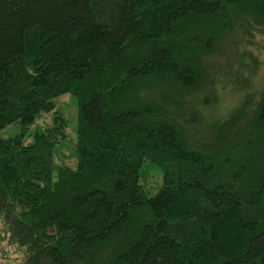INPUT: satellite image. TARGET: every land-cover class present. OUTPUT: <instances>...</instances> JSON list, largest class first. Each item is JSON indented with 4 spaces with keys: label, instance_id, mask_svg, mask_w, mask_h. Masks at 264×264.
Segmentation results:
<instances>
[{
    "label": "trees",
    "instance_id": "obj_1",
    "mask_svg": "<svg viewBox=\"0 0 264 264\" xmlns=\"http://www.w3.org/2000/svg\"><path fill=\"white\" fill-rule=\"evenodd\" d=\"M261 52L264 0H0V130L19 123L0 222L22 264H264ZM64 93L75 167L55 162Z\"/></svg>",
    "mask_w": 264,
    "mask_h": 264
},
{
    "label": "rangeland",
    "instance_id": "obj_2",
    "mask_svg": "<svg viewBox=\"0 0 264 264\" xmlns=\"http://www.w3.org/2000/svg\"><path fill=\"white\" fill-rule=\"evenodd\" d=\"M261 65L258 69V73L253 80L254 90L259 91L264 87V52L259 55ZM219 101L215 106H212L206 113L215 117L223 116L234 104L239 97L235 91H231L229 88L221 90L219 94ZM54 110L59 111L67 120L66 127V139L59 146V152L55 155V162L58 164H67L71 167H75V159L72 156L71 141L76 139V126H77V107L76 100L71 98L68 93L59 95L54 99ZM52 113H41L36 123L41 125H48L52 122ZM19 123H12L0 130V137H7L18 131ZM139 182L143 186L147 196L154 195L162 185V172L154 164L149 161L143 162L140 168ZM4 237V226L0 222V264H22L23 254L14 245L9 244Z\"/></svg>",
    "mask_w": 264,
    "mask_h": 264
}]
</instances>
